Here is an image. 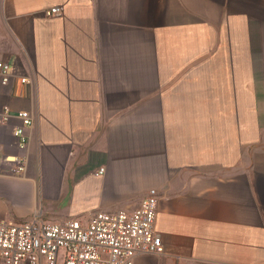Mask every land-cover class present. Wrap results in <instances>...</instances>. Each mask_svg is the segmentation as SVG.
Wrapping results in <instances>:
<instances>
[{
	"label": "crops",
	"instance_id": "1",
	"mask_svg": "<svg viewBox=\"0 0 264 264\" xmlns=\"http://www.w3.org/2000/svg\"><path fill=\"white\" fill-rule=\"evenodd\" d=\"M0 60V112L36 119L26 149L0 125V219L157 189L165 253L136 264H264V0H0Z\"/></svg>",
	"mask_w": 264,
	"mask_h": 264
},
{
	"label": "built area",
	"instance_id": "2",
	"mask_svg": "<svg viewBox=\"0 0 264 264\" xmlns=\"http://www.w3.org/2000/svg\"><path fill=\"white\" fill-rule=\"evenodd\" d=\"M44 15L61 16L63 8H50ZM14 77L13 65L0 60V82L8 85ZM19 81L28 83L24 77ZM14 117L21 122L14 131L18 146L26 149L35 116L6 106L0 112V125ZM12 161L13 173L25 172L26 157H14ZM105 171L102 167L98 174ZM158 207L159 192L152 189L131 212L119 208L96 211L85 219L49 220L41 213L21 220L0 219V264H136L141 256L163 255V239L156 231Z\"/></svg>",
	"mask_w": 264,
	"mask_h": 264
}]
</instances>
